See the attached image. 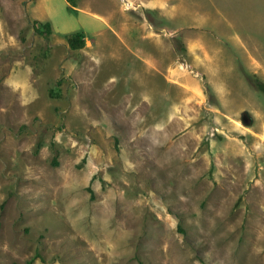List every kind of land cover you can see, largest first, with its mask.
Instances as JSON below:
<instances>
[{"label": "rangeland", "instance_id": "374dc122", "mask_svg": "<svg viewBox=\"0 0 264 264\" xmlns=\"http://www.w3.org/2000/svg\"><path fill=\"white\" fill-rule=\"evenodd\" d=\"M87 2L0 0V264H264V0Z\"/></svg>", "mask_w": 264, "mask_h": 264}, {"label": "trees", "instance_id": "16d2710c", "mask_svg": "<svg viewBox=\"0 0 264 264\" xmlns=\"http://www.w3.org/2000/svg\"><path fill=\"white\" fill-rule=\"evenodd\" d=\"M77 0H66L68 7L71 8L76 5ZM32 26L34 30L38 31L39 33L48 34L51 31V26L48 21L39 22L38 20L34 19L32 21ZM67 45L70 48H80L84 45L83 33L79 30L69 32L65 34ZM257 86L264 92V82H258ZM33 258H28L23 264H30Z\"/></svg>", "mask_w": 264, "mask_h": 264}, {"label": "crops", "instance_id": "0c3cea01", "mask_svg": "<svg viewBox=\"0 0 264 264\" xmlns=\"http://www.w3.org/2000/svg\"><path fill=\"white\" fill-rule=\"evenodd\" d=\"M65 2H66V0H65ZM77 3H78V5L76 4V6H73V7H71V9H70V8H68V9H70V10H74V8L77 7L79 10L85 11V9H86V4H88L87 0H78ZM66 5H67V7H68L67 2H66ZM85 12H86V11H85ZM32 18H34V19H38V20L41 21V19H39V18H36V17H32ZM75 31H77V30H75Z\"/></svg>", "mask_w": 264, "mask_h": 264}]
</instances>
